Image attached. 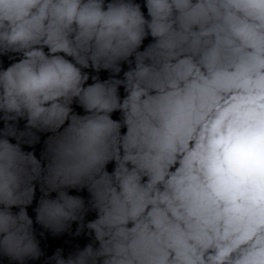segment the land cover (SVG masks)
<instances>
[{
  "label": "clouds",
  "instance_id": "1",
  "mask_svg": "<svg viewBox=\"0 0 264 264\" xmlns=\"http://www.w3.org/2000/svg\"><path fill=\"white\" fill-rule=\"evenodd\" d=\"M0 264H264V0H0Z\"/></svg>",
  "mask_w": 264,
  "mask_h": 264
}]
</instances>
